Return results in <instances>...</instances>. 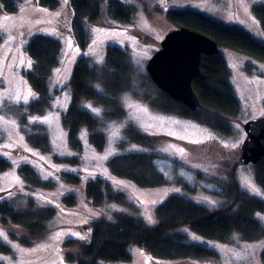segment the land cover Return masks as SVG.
I'll return each instance as SVG.
<instances>
[{"label":"rangeland","instance_id":"obj_1","mask_svg":"<svg viewBox=\"0 0 264 264\" xmlns=\"http://www.w3.org/2000/svg\"><path fill=\"white\" fill-rule=\"evenodd\" d=\"M60 1L59 8L50 9L41 6L37 0H22L18 11L0 12V157L12 163L8 170L0 172V199H8L17 208L42 209L53 206L57 212L49 222L48 232L37 237L32 245L12 240L8 236L9 231L18 232L21 236L28 235V232L10 223L4 225L0 218V231L5 233L6 240L2 238L13 249L10 253L0 252L1 263L61 264L62 261V264H78L83 259L84 240L90 234L88 225L93 221L100 217L113 219L119 212H128L142 216L148 224L155 225L156 207L175 193L188 196L213 210L231 204V200L222 195L224 186L229 184H238L252 195L264 199V188L255 179V165L243 163L241 158V145L247 135L244 123L264 115V61L236 49L220 47L241 102L239 117H228L234 127L232 134L217 132L193 118L155 109L132 92L126 93L123 98L129 112L122 121L107 119L104 108L91 100L83 102L84 108L103 120L101 129L108 136V144L103 151L91 144L89 131L85 127L80 133L82 150L73 148L69 130L64 124V115L72 99L70 79L81 56L88 57L91 65L102 64L107 45L117 44L128 48L130 63L137 72L135 84L137 88H142L140 80L146 79L150 57L161 47L166 34L178 27L169 20V10L192 9L222 23L242 25L256 39L264 42V29L253 11V7L264 4V0H125L135 10L129 21L113 18L107 0L102 5L99 19L83 23L88 39L84 47L73 36L75 16L70 1ZM59 23L66 25L63 30H58ZM97 29L100 31H95ZM37 32L60 37L64 49L61 64L53 74L52 89L57 91L54 92L51 107L44 114L29 113L26 124H23L19 108L27 109L34 96H28L25 102L24 96L29 90L34 94L26 79V72L31 69L32 62L29 66L31 60L25 46ZM145 52L147 55H144ZM99 56L103 57L102 61L98 60ZM17 94L19 100L15 98ZM129 104L135 107H129ZM93 108L99 109V113L92 111ZM49 116L52 117L51 122L45 121V117ZM34 123L46 126L51 139L49 153L28 143L26 135L28 131L34 130L31 127ZM129 124H135L158 141L153 147L132 142L123 146L124 128ZM194 144L199 150H194ZM233 144L236 147H232ZM130 150L157 153L156 165L165 174L168 183L147 188L113 175L108 160ZM109 152L112 154L108 155ZM56 156H77L79 162L62 164L57 162ZM23 164L32 165L51 185L31 188L20 168ZM66 168L84 173L83 183L73 185L65 182L60 174ZM88 172L92 175L87 176ZM93 173L110 177L115 188L126 193V202L106 201L101 206L92 204L86 196L85 186L88 179L94 176ZM15 177H19L21 183H16ZM70 194L77 198L73 206L64 201V197ZM256 217L264 224V211L257 212ZM180 230L186 234L187 241L211 248L217 255L209 260L185 259L174 264H264V237L247 241L235 232L227 241H222L197 233L189 225H182ZM57 234L61 235L57 238ZM129 249L131 260H101V263L154 264L148 252L140 246L130 245ZM69 255L74 260H70Z\"/></svg>","mask_w":264,"mask_h":264},{"label":"trees","instance_id":"obj_2","mask_svg":"<svg viewBox=\"0 0 264 264\" xmlns=\"http://www.w3.org/2000/svg\"><path fill=\"white\" fill-rule=\"evenodd\" d=\"M21 1L0 0V12L18 11ZM69 1L75 16L73 36L84 47L88 39L83 23L86 20L94 22L99 19L102 16V5L107 0ZM37 2L50 9L59 8L61 4L60 0ZM108 7L113 18L123 21L131 20L135 11L125 0H108ZM253 11L264 29V4H256ZM167 16L178 27L189 26L209 35L220 47H230L264 61V42L256 39L242 25L222 23L192 9H171ZM65 26L59 23L58 30H63ZM63 49L60 37L43 32L32 35L27 42L25 51L32 66L26 72V79L34 96L27 109L19 108L20 121L23 124H26L29 113L44 114L51 107L54 92L57 91L52 89L53 74L61 64ZM129 51L126 47L109 44L104 63L91 65L86 56L77 60L70 79L72 99L64 115V124L69 130V140L73 148L82 150L80 133L84 127L89 131V141L97 150L103 151L108 144V136L101 129L103 120L83 107L85 100L102 106L107 119L122 121L129 112L123 98L126 93L131 92L155 109L193 118L222 134L233 133L234 127L228 117H239L241 102L231 81L228 62L221 53L203 56L202 74L193 81L201 106L192 108L159 88L149 73L146 74L145 80H140L143 87L137 88L134 81L137 72L130 63ZM31 127L34 130L27 132L28 143L49 153L51 139L46 126L34 123ZM124 133L125 139L121 142L123 146L132 142L153 147L158 141L135 124L126 126ZM194 145V150H199L196 148L197 144ZM158 156L152 151L130 150L112 156L108 165L113 175L131 180L141 187L153 188L168 183L165 174L156 165ZM55 158L62 164L79 162L77 156ZM11 165V161L0 157V172L8 170ZM254 165L256 182L264 188V157ZM20 168L31 188L51 185V182L45 181L32 165L23 164ZM90 174L91 172H88L87 176ZM93 174L85 186L86 196L92 204L101 206L106 201L126 202V193L117 190L110 177L101 173ZM60 175L65 182L73 185L82 184L85 178L84 173L67 168ZM222 195L228 197L231 204L213 210L183 194H172L156 207L155 225L148 224L142 216L128 212H119L113 219L100 217L88 225L90 234L84 240L83 259L78 261V264H102L101 260H131L130 245H138L146 250L154 264H174L185 259L209 260L217 255L211 248L187 241L186 234L180 230L182 225H189L197 233L222 241H227L235 232L240 233L247 241L263 238L264 224L258 220L256 213L264 211V199L252 195L238 184L224 186ZM64 201L73 206L77 203V198L70 194L64 197ZM56 213L53 206L22 209L17 208L8 199H0L1 222L4 225L10 223L28 232V235L21 236L18 232L9 231L8 236L24 245H32L37 237L48 232L49 222ZM12 250L0 237V252L10 253ZM262 258L264 261V251ZM69 259L74 260V257L69 255Z\"/></svg>","mask_w":264,"mask_h":264},{"label":"water","instance_id":"obj_3","mask_svg":"<svg viewBox=\"0 0 264 264\" xmlns=\"http://www.w3.org/2000/svg\"><path fill=\"white\" fill-rule=\"evenodd\" d=\"M218 53L219 43L209 35L189 26L177 27L166 34L150 57L147 71L163 91L197 108L201 100L193 81L202 74L203 56ZM244 129L247 135L241 145L242 161L257 164L264 157V115L246 121Z\"/></svg>","mask_w":264,"mask_h":264},{"label":"snow or ice","instance_id":"obj_4","mask_svg":"<svg viewBox=\"0 0 264 264\" xmlns=\"http://www.w3.org/2000/svg\"><path fill=\"white\" fill-rule=\"evenodd\" d=\"M65 3H67V0H65ZM7 19V18H6ZM54 31V30H53ZM95 31H100L99 29H97V30H95ZM158 38H160V37H158ZM93 43H95V41H93ZM144 55H147V52H145L144 53ZM98 60L99 61H102L103 60V57L102 56H99L98 57ZM28 64H29V66L31 65V61H29L28 62ZM33 94L31 93V91L29 90L28 91V93H27V95H25L24 96V100H25V102H27V99H28V96H32ZM17 100H19L20 99V97H19V94H17L16 95V97H15ZM59 103V102H58ZM90 108H91V106H89ZM129 107H135L134 105H132V104H129ZM144 111H147V109H143ZM92 111H94V112H96L97 114L99 113V109H95V108H93L92 109ZM51 120H52V117L51 116H49V117H45V121H47V122H51ZM7 123V122H6ZM22 139V138H21ZM194 143H199V142H201V141H193ZM5 147H10V145H5ZM232 147H236V145L235 144H233L232 145ZM180 152H183V149H180L179 150ZM112 153L111 152H109L108 153V155H111ZM105 159L107 158V156H105L104 157ZM26 159V158H25ZM41 159H43V157H41ZM59 169H57V171H58ZM91 175V174H90ZM15 181H16V183H21V181L19 180V177H15ZM154 203V202H153ZM148 219L151 221V216H149L148 217ZM61 234H57V238L60 236ZM76 235H78V234H76ZM0 237H3L5 240H6V236L3 234V233H0ZM82 239H83V237H81ZM61 264H62V261H61Z\"/></svg>","mask_w":264,"mask_h":264}]
</instances>
